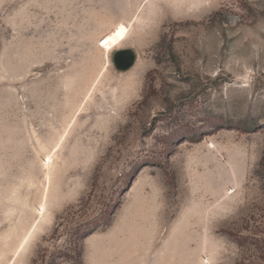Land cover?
Masks as SVG:
<instances>
[{"label": "rangeland", "instance_id": "obj_1", "mask_svg": "<svg viewBox=\"0 0 264 264\" xmlns=\"http://www.w3.org/2000/svg\"><path fill=\"white\" fill-rule=\"evenodd\" d=\"M0 264H264V0H0Z\"/></svg>", "mask_w": 264, "mask_h": 264}, {"label": "water", "instance_id": "obj_2", "mask_svg": "<svg viewBox=\"0 0 264 264\" xmlns=\"http://www.w3.org/2000/svg\"><path fill=\"white\" fill-rule=\"evenodd\" d=\"M112 60L118 69L127 70L134 64L135 54L130 49H119L114 52Z\"/></svg>", "mask_w": 264, "mask_h": 264}, {"label": "snow or ice", "instance_id": "obj_3", "mask_svg": "<svg viewBox=\"0 0 264 264\" xmlns=\"http://www.w3.org/2000/svg\"><path fill=\"white\" fill-rule=\"evenodd\" d=\"M124 33V29L123 27H121L119 29V31L116 32L115 36H109L107 39H102L101 40V44L104 46V47H107L109 42L115 44L116 43V37H121Z\"/></svg>", "mask_w": 264, "mask_h": 264}]
</instances>
